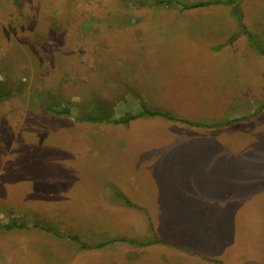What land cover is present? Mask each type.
<instances>
[{
  "label": "rangeland",
  "instance_id": "obj_1",
  "mask_svg": "<svg viewBox=\"0 0 264 264\" xmlns=\"http://www.w3.org/2000/svg\"><path fill=\"white\" fill-rule=\"evenodd\" d=\"M0 93V264H264V0H0Z\"/></svg>",
  "mask_w": 264,
  "mask_h": 264
},
{
  "label": "trees",
  "instance_id": "obj_2",
  "mask_svg": "<svg viewBox=\"0 0 264 264\" xmlns=\"http://www.w3.org/2000/svg\"><path fill=\"white\" fill-rule=\"evenodd\" d=\"M221 2V1H220ZM205 4V2H199V3H192V4H186L185 5V7H188V8H192V7H199V6H203ZM249 37H253L252 35H250ZM3 97V94L2 93H0V98H2ZM48 110H50V111H52V112H54V113H56V114H66V115H69L70 113H71V111H70V108H64V109H55V108H53V107H48L47 108ZM145 111V110H144ZM141 115H143V114H140V115H136V116H131V117H129V118H126V119H124V120H120L119 122H123V123H127V122H129L130 120H132V119H135V118H138V117H140ZM85 119H87V120H90V121H94V122H96V121H100V122H104V121H109V120H112V116L111 115H109V114H103L102 116H100V117H96V116H89V117H87V118H85ZM73 239H75V240H78V236H73L72 237ZM83 244V246H86V243H82Z\"/></svg>",
  "mask_w": 264,
  "mask_h": 264
}]
</instances>
